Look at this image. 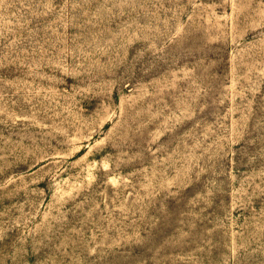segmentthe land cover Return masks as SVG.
<instances>
[{
    "label": "rangeland",
    "instance_id": "obj_1",
    "mask_svg": "<svg viewBox=\"0 0 264 264\" xmlns=\"http://www.w3.org/2000/svg\"><path fill=\"white\" fill-rule=\"evenodd\" d=\"M0 264H264V0H0Z\"/></svg>",
    "mask_w": 264,
    "mask_h": 264
}]
</instances>
